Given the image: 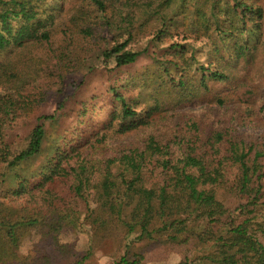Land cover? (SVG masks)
I'll use <instances>...</instances> for the list:
<instances>
[{"label": "trees", "instance_id": "1", "mask_svg": "<svg viewBox=\"0 0 264 264\" xmlns=\"http://www.w3.org/2000/svg\"><path fill=\"white\" fill-rule=\"evenodd\" d=\"M43 1L0 0V165L13 180L1 193L0 264H53L58 256L42 248L32 260L20 259L21 239L38 226L57 245L56 234L82 223L122 228L125 250L114 264H144L141 252L130 253L134 240H164L175 250L190 242L178 264H264V130L239 129H264V0H91L106 26L127 33L102 51L101 61L121 67L151 49L168 78L109 82L115 107L102 128L79 141L82 135L54 137L41 166L21 176L24 162L44 150L43 122L57 120L37 116L21 145L6 138L39 101L19 90L37 73L30 44L49 39L54 13ZM151 17L157 22L151 44L126 48ZM185 20L208 46L205 62L191 61L196 50L185 42L160 45ZM192 101L195 112L162 136L167 120L182 114L178 106ZM215 110L220 115L213 123Z\"/></svg>", "mask_w": 264, "mask_h": 264}, {"label": "rangeland", "instance_id": "2", "mask_svg": "<svg viewBox=\"0 0 264 264\" xmlns=\"http://www.w3.org/2000/svg\"><path fill=\"white\" fill-rule=\"evenodd\" d=\"M42 5L49 13H54L53 21L48 27L49 39L47 42L30 44L28 54L36 58L37 73L28 75L25 85H22L19 90L29 98L39 101L33 106L32 112L20 115L22 117L16 119L13 127L7 130L6 138L13 146L21 145L33 124L36 123L37 116L54 114L57 120L43 122L48 138L44 144V150L40 155L24 162L19 170L21 176H29V173L35 172L41 166L50 152L51 147L48 145L54 137L66 136L67 140H71L82 135L78 138L79 141L80 138L102 128L107 120L108 110L115 107L111 94L106 90L109 82L119 78H168L167 73L162 71L163 65L160 60L156 62L151 57V49L147 53L142 52L133 63L121 67L115 68L114 61H109L107 64L101 61L102 51L124 41L127 33L115 28V25L106 26L104 24L106 20L91 0H45ZM108 6L109 3L107 8ZM174 6L176 7V4ZM174 6L172 7L175 8ZM79 10H83L86 16L77 15ZM168 11L171 14V10ZM44 17L46 14L43 15ZM143 17L144 10L139 9L138 20ZM155 19L151 17L147 20L144 32L133 35L127 42L126 48L142 50L146 44H151L148 42L151 38L150 32L157 25ZM87 26L89 28L86 33L84 30ZM192 26L190 21H181V27L178 25L179 32L173 37L166 38L160 45L185 42L196 50L190 60L196 62V58V64H198L205 62L208 46L204 45V41L195 39ZM174 28L172 27L171 30ZM158 50V48L152 49L159 58L162 53ZM174 74L173 69L169 75ZM187 74L189 78L193 77L194 67ZM240 74L241 72L237 70L236 75ZM133 96L136 94L133 93ZM81 103H84V110L80 107ZM59 104L60 108H58ZM178 108L182 114L167 120L165 128L160 133L162 136L171 134L173 122L183 123V119L186 121L191 116L190 113L195 112L197 104L194 101L186 102ZM212 115L215 118L213 123L218 122L220 112L215 110ZM239 129L247 130L254 135L264 130L258 127L254 129L240 127ZM3 168L0 165V172L5 171L4 177L0 175V181L4 180L0 182V200H3L1 193L5 190L4 188L13 183L12 172ZM89 206H94L93 202H89ZM79 207L84 210L82 203ZM82 218L83 212L79 220L83 221ZM78 226L64 227L56 234L57 245L50 237H42L38 226L30 228L29 233L21 239L17 247L20 259L30 257L32 260L36 252L42 248L43 253L58 256L53 264H74L76 260H81V264H114L119 261L125 250L124 241L121 238L122 228L117 227L114 232L111 223L99 227L88 223ZM187 245L175 250V248L169 249V243L164 240H158V242L134 240L129 250L130 253L141 252L144 264H178ZM15 264L22 263L17 261Z\"/></svg>", "mask_w": 264, "mask_h": 264}]
</instances>
